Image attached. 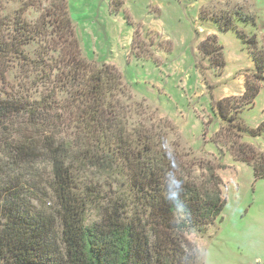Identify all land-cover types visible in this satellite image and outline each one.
<instances>
[{"label": "trees", "instance_id": "trees-1", "mask_svg": "<svg viewBox=\"0 0 264 264\" xmlns=\"http://www.w3.org/2000/svg\"><path fill=\"white\" fill-rule=\"evenodd\" d=\"M30 10L36 20H27ZM206 10L198 21L208 34L197 48L204 80L226 69L218 35L230 33L255 72L239 98L210 94L203 139L220 161L230 155L264 179V153L248 142L264 136V123L251 129L243 120L264 88V17ZM76 33L68 0H0V264H200L188 234L205 236L221 217L223 166H200L194 156L192 168L156 152L147 123L135 122L130 82L114 66L88 60ZM40 162L50 165L51 180L26 176ZM207 164L209 179L193 175ZM88 170L120 192L92 188L80 178ZM91 203L101 211L87 225Z\"/></svg>", "mask_w": 264, "mask_h": 264}, {"label": "rangeland", "instance_id": "rangeland-1", "mask_svg": "<svg viewBox=\"0 0 264 264\" xmlns=\"http://www.w3.org/2000/svg\"><path fill=\"white\" fill-rule=\"evenodd\" d=\"M115 1H123L121 9L117 10L112 0H68L85 56L98 65L114 66L130 82L132 89L128 92L138 110L135 122L147 123L155 151L161 156L173 154L178 162L190 163L187 166L192 168L194 156L201 158L200 166L204 160L223 166L216 174L226 200L221 217L205 236L188 234L197 248L199 263L264 264V179H257L250 166L234 162L230 155L220 161L215 149L203 139L210 115V94L220 99L241 97L245 80L255 72L254 61L247 49L237 47L230 33L218 35L227 62L222 76L206 77L205 81L197 69V48L208 34V28L198 21L201 10L215 14L242 11L251 17L261 10L264 17V0ZM38 16L30 10L26 18L36 20ZM200 33L203 35L198 36ZM260 33L264 44V21ZM10 80L17 91L19 81L14 77ZM243 120L251 129L264 123V88ZM209 128L211 137L219 130L218 124ZM248 142L264 153V136ZM200 166L194 167L193 175L209 179L208 164ZM25 174L51 180V167L40 162ZM80 178L92 180V188L97 184L106 193L112 190L110 195L120 192L113 180L99 177L95 171L88 170ZM40 186L44 188V184ZM100 211V205L90 204L87 225L99 220Z\"/></svg>", "mask_w": 264, "mask_h": 264}, {"label": "crops", "instance_id": "crops-1", "mask_svg": "<svg viewBox=\"0 0 264 264\" xmlns=\"http://www.w3.org/2000/svg\"><path fill=\"white\" fill-rule=\"evenodd\" d=\"M256 6H258V3H257V2H256ZM255 10L258 11V10H259L258 7L255 8ZM261 14L263 15L262 11H261V10L258 11L257 15H258V16H261ZM261 19H262V18H261Z\"/></svg>", "mask_w": 264, "mask_h": 264}]
</instances>
